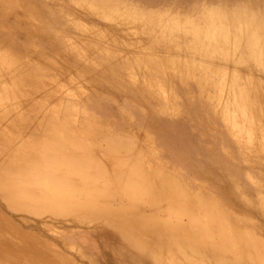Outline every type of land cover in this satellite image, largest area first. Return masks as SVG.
<instances>
[{
    "label": "rangeland",
    "instance_id": "374dc122",
    "mask_svg": "<svg viewBox=\"0 0 264 264\" xmlns=\"http://www.w3.org/2000/svg\"><path fill=\"white\" fill-rule=\"evenodd\" d=\"M0 59V264H264V0H0Z\"/></svg>",
    "mask_w": 264,
    "mask_h": 264
},
{
    "label": "bare ground",
    "instance_id": "6f19581e",
    "mask_svg": "<svg viewBox=\"0 0 264 264\" xmlns=\"http://www.w3.org/2000/svg\"><path fill=\"white\" fill-rule=\"evenodd\" d=\"M0 71L2 72V73H0V83H3L4 82L3 80L5 79V82L9 81L11 83H16L17 91H22L23 90L22 88H24V87L26 89H28V90L32 89L33 84L31 83V81L29 80V78L28 77H26V78L22 77V75L20 73V72L26 71V70H20V67L19 66H16V68H14V69H5V70H3L2 67H0ZM14 103H15V101H14ZM19 103H20V101H18L17 104H19ZM28 106H29V109H30L29 110V115H32L33 116L32 119H34V114L36 112L35 107H34L35 104H32V102L29 101V102H27V107ZM0 107H1V110H0V118H4V115L3 114H7L6 113V108L2 107L1 104H0ZM8 117L9 118H14V119H18V118L19 119H22L17 114H15V113H9ZM22 120H24V119H22ZM14 127L15 128H18L19 127V123L14 124ZM24 128H26L27 130L32 129L33 131H37L38 130L37 126L36 127L25 126ZM33 135L36 136V134H33Z\"/></svg>",
    "mask_w": 264,
    "mask_h": 264
}]
</instances>
